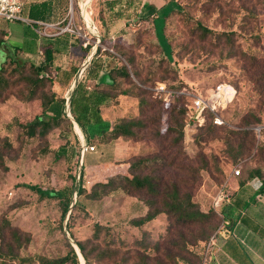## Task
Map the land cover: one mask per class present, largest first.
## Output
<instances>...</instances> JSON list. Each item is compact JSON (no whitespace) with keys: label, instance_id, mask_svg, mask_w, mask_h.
Here are the masks:
<instances>
[{"label":"trees","instance_id":"16d2710c","mask_svg":"<svg viewBox=\"0 0 264 264\" xmlns=\"http://www.w3.org/2000/svg\"><path fill=\"white\" fill-rule=\"evenodd\" d=\"M71 1L73 4L76 2L62 0L59 4L63 27L67 25L68 17L62 11L69 7ZM124 1L128 5L134 0L99 1V8L95 11L93 20L99 28L100 44L97 45L91 63L72 90L69 100L64 93L55 89L58 68L54 65V54L66 50L72 37L76 42H80L81 47L86 40L76 32L65 31L51 36H39L34 33L30 39L35 41L41 38V50L38 53L40 59L35 61L22 57L26 52L25 43L20 46L9 44L6 38L7 31L0 29V47L8 50L0 66V101L8 98L12 90L24 101H40V113L30 122L19 124L23 135L46 138L52 129L62 123L74 127L76 122L84 132L88 144L90 141L105 144L120 137L136 142L150 138L156 142V151L130 156L123 160L124 163H128L127 174L119 173L105 180L96 181L90 188L82 183L83 167L79 171V179L77 180L74 175L72 177L74 184L69 187L42 189L38 185H26L36 190L41 197L59 199L62 219L71 210L66 229L73 238L75 237L71 229V219L74 218V211L79 207V199L73 201L74 193L78 198L83 196L89 200H100L119 190L137 196L145 206L142 215L131 219L132 224L138 227L161 214L166 215L169 224L167 234L162 241L154 242L151 233L146 230L142 232L140 238L132 241L130 250L137 257L134 260L124 252L121 254L120 248L116 247V241L108 238L109 228L95 222L89 237L83 240L75 238V244L84 259V264H207L212 260L211 250L208 247L211 238L223 232L232 239V228L237 223L236 211L226 203V199L220 203L218 209L213 206L214 209L206 211L200 208L193 196L200 182L201 170L209 171L214 168L223 179L220 186L224 189L227 175L220 167L219 156L216 154H207L202 150L196 159H191L184 150L185 126L189 123L187 105L190 100L185 92L181 91L185 87L183 83L180 85L169 83V80L173 82L176 80L177 73L171 67L168 57L162 56L157 63L152 59L157 65L151 70L139 61L142 52L140 48L143 46L140 41L126 46L119 42L118 38L113 41L109 38L108 21L123 16L126 10L118 6ZM172 1L179 2V0H145L140 16L137 12L135 16L140 24L148 22ZM52 5L50 1L31 4L28 17L32 19V28L40 30L43 26L39 22H49L52 20V15H57V9ZM179 12L178 9L170 10L163 17V21H167L172 14ZM198 26L203 37L216 34L211 28L202 24ZM90 38L92 41L96 40L95 36ZM168 44L170 45L169 39ZM89 46L90 44L84 48L88 50ZM156 47L159 53H164L161 45ZM243 61L259 91L264 93V58L244 53ZM78 68V66L72 68L73 75ZM159 83L164 84L168 92H157L156 87ZM124 98L137 100L138 113H126L116 118L110 127H102L99 132L91 133L95 125H102L105 122L106 110L119 111L120 106L123 108L121 102ZM68 101L71 116H68ZM164 113H167L165 122ZM203 113L204 122L197 125L192 133L195 144L202 146L210 140L221 137L225 139L226 145L223 155L232 159L234 163H239L255 148L254 155L259 150L261 153L264 151V143L261 144L256 138L264 136V127L259 131L255 127L236 130L226 128L225 136L222 137L219 134L223 132L224 127L221 123L214 122L215 113L208 109ZM207 115L209 121L205 119ZM254 123L259 126L261 121L254 116ZM247 124H250V121ZM12 149L11 141L7 137L3 138L0 145V167L8 168L5 158ZM251 181L259 184L254 198L264 196V169L257 163L246 170L243 178L238 179L240 186ZM249 203V201L245 202L243 207L247 208ZM85 213L89 214L90 211L85 209ZM226 220L229 221L228 226H225ZM64 239L66 243L64 253L55 256L22 255V249L30 243V236L3 217L0 220V264H82L75 247L66 236ZM120 243L124 244L122 241ZM198 247H202V250L197 251ZM150 249L156 252L155 255L148 253ZM127 253L130 251L128 250ZM240 254L250 262L245 250L242 249Z\"/></svg>","mask_w":264,"mask_h":264},{"label":"rangeland","instance_id":"374dc122","mask_svg":"<svg viewBox=\"0 0 264 264\" xmlns=\"http://www.w3.org/2000/svg\"><path fill=\"white\" fill-rule=\"evenodd\" d=\"M75 1V4L71 1L69 7L62 11L68 17L67 25L62 26L63 17L58 9L56 18L52 20L55 25H42L41 35L60 33L63 28L69 27L85 40L86 36L95 35L96 43L100 44L99 28L97 25L89 28L82 12L88 5V15L92 21L100 0ZM172 9H178L180 12L172 14L164 22L163 17ZM0 22L8 29L9 44L18 46L23 45V42L30 44V29L33 30L30 22L4 19H0ZM108 22V33L112 41L118 38L119 42L126 46L133 45L136 41L143 44L140 48L142 52L139 61L151 70L162 56L168 57L171 67L177 73L176 80L174 82L169 80V83L174 85L183 83L185 87L181 91L204 98L211 97L219 85L231 91L228 98L222 97V102L218 106L217 114L223 120L221 126L224 127L219 135L224 137L226 128L236 130L264 127V93L259 91L243 61L244 53L264 58V0H179L167 4L148 22L140 24L137 17L129 22L119 18H113ZM200 24L211 28L216 34L203 37L198 26ZM5 28L0 27L3 30ZM156 45H161L164 53H159ZM4 50V47L0 48V66L7 55V51L4 53ZM152 59L156 63H153ZM83 73L84 71L82 75ZM71 76L73 75L67 73L63 79L56 78L55 89L65 96ZM121 103L123 108L120 106L119 111L106 110L105 122L102 125H95L91 133L99 132L102 127H110L116 118L126 113H138L135 98H124ZM40 111L39 100L24 101L14 90L9 93L8 98L0 101V145L5 137L13 145V149L5 158L8 168L0 167V220L6 217L12 225L30 236V243L22 249L21 254L55 256L64 253L66 251L64 236L74 245L75 238L83 240L91 235L95 222L109 228L108 238L114 239L121 254L124 252L132 257V260L137 259L130 250L132 241L140 238L143 231H149L154 242L162 241L169 224L165 214L139 227L132 224L131 219L145 211L144 204L137 196L119 190L100 200H89L83 196L78 198L74 193L73 201L79 199V207L71 219V229L75 237L73 238L66 229L71 210L62 219L59 199L41 197L36 190L26 185H38L42 189L69 187L74 184L72 179L74 175L78 180L79 171L83 167L82 183L90 188L96 181L126 172L127 166L123 165V160L134 154L156 151V142L150 138L136 142L123 137L105 144L90 141L95 149L83 154L80 151L81 143L87 142V139L82 130L83 138L80 137L82 134L76 130L75 125L70 127L64 122L52 129L46 138L23 135L19 124L30 122ZM254 116L260 119L259 126L255 125ZM166 118L167 113H164V122ZM205 119L209 121V115ZM248 121L250 124H247ZM189 131L190 135L187 136L185 131L183 142L187 155L191 159H196L202 150L207 154H216L227 179L229 174L236 180L243 178L246 170L255 163L264 169V151L261 153L259 150L254 155L255 148L239 163H234L232 159L223 155L225 139L218 137L200 146L192 140L194 130ZM256 138L261 144L264 143V136ZM236 169L241 170L240 174H235ZM222 183L221 175L216 173L214 168L209 171L201 170L200 182L193 196L201 209L206 211L214 209V201L220 189H224L220 186ZM226 189L227 186L224 191ZM85 209L90 213H85ZM217 235L208 244L212 260L207 264H249L245 256L240 254L239 259L234 253L228 252L225 239H229V236L224 238ZM233 239L230 238V241ZM75 246L79 250L78 246ZM196 249L201 251L202 247ZM128 250L130 253H127ZM148 253L153 256L156 252L150 249ZM260 254L252 253V256L259 259ZM81 256L80 254L81 263L84 264Z\"/></svg>","mask_w":264,"mask_h":264},{"label":"crops","instance_id":"0c3cea01","mask_svg":"<svg viewBox=\"0 0 264 264\" xmlns=\"http://www.w3.org/2000/svg\"><path fill=\"white\" fill-rule=\"evenodd\" d=\"M23 1H24L23 14L28 19H30L28 17V12L31 4L39 3L42 1H48V2L50 1L53 4L52 5L53 8H56L58 11L60 7L59 4L60 2H62V0H23ZM144 1L145 0H137V1L134 0L132 3L128 5L125 3V1L122 2L118 7L122 10H126V12H124L123 16H121L119 19L124 20L125 22H129L132 18L136 17L135 16L136 12L138 13V16H140V13L143 11ZM82 12L85 16L88 27L90 28L92 26H96V24L92 22L93 20L91 21L88 15L89 12L88 5H86L84 10L82 9ZM56 16H57L56 14L52 15V20L55 19ZM52 20L49 22H39V24L44 25L45 23V24L55 25L54 22H52ZM0 27L5 28V26L2 25V22H0ZM5 30L7 31V35H6L7 38L8 29L5 28ZM30 32L31 35L34 33L38 34L39 36L41 35V31L38 29H34V30L30 29ZM58 33L59 32H57L56 34ZM47 34L48 36H51L54 35L55 33H47ZM91 36H95V35L86 36L87 40L83 41V47L80 46V42H76L74 37H72L70 39V44L69 46H67L66 50L54 54V65L58 68V70L56 71V78L63 79L64 76L67 75V73H69V75H73L72 68L77 66L79 67L76 74L71 76L72 78L70 79L69 86L66 90L67 91L66 96L70 95V93L74 89V86L79 81L78 79L81 77V74L79 72L82 65L84 63H87L88 64L87 67H88L97 50V45H98V43H96L97 40L92 41L90 38ZM109 38L111 39L110 36ZM40 39L41 38L35 40L36 42L31 39L30 44L25 43L26 52H24L22 57L30 58L35 61L39 60L40 56L38 55V53L41 50ZM7 42H8V38H7ZM88 44H90L89 46L90 49L88 48L87 50L84 47ZM5 51H7L8 53V50L6 48L3 52L5 53ZM227 92L230 93L231 91L228 90ZM123 165L127 167H126V172H123L122 174H127L128 163H124ZM226 186H227V189L225 191L226 203L230 204L233 207V209H235L236 211L235 218L237 219V223L232 228V235L234 237L232 242L230 241V239L227 238L228 235L225 236L223 232L221 233L220 236L227 238L225 239V247L228 250V252L234 253L236 257H238L239 259L241 257L240 252L243 249L247 252L248 256L250 257V262H253V264H264V196L254 198L257 194L259 185L255 181H251L246 183L245 185L240 186L238 180H236V178L233 177L232 174H229L226 182ZM247 201H249L250 203L247 206V208H244L243 204ZM228 225H229V221L226 220L225 226ZM218 235L217 237H219ZM239 247H241V249ZM252 253H261L260 254L261 258L256 259V257L252 256ZM250 262L249 264H251Z\"/></svg>","mask_w":264,"mask_h":264},{"label":"built area","instance_id":"2783aa9c","mask_svg":"<svg viewBox=\"0 0 264 264\" xmlns=\"http://www.w3.org/2000/svg\"><path fill=\"white\" fill-rule=\"evenodd\" d=\"M24 8V1L23 0H0V19L4 20H23L27 22H32V20L28 19L23 14ZM44 25H51L45 24ZM65 31H72L75 32L73 29L69 27L63 28L60 32ZM82 76V72H80ZM223 88L222 85H219L216 88L215 93L208 98H204L201 95L193 94L191 92H185V94L189 97V104L188 107V116H189V123L185 126L186 136L190 135V131H193L197 125H200L204 122V110L208 109L211 112L215 113L214 122L215 123H223L221 117L217 114L218 106L222 102L221 97V89ZM157 92H168L164 84L159 83L156 87ZM219 93V94H218ZM258 128V127H257ZM256 128V129H257ZM260 129H257L259 131ZM95 149L94 145H90L87 142L81 143V153H86L93 151ZM235 174H240V169L235 170ZM257 183V182H256ZM259 185V184H258ZM226 198V193L224 189H220L215 202V208H219L220 203ZM215 237V236H214ZM214 237L211 238V241L214 240ZM209 246V245H208Z\"/></svg>","mask_w":264,"mask_h":264},{"label":"water","instance_id":"95a60500","mask_svg":"<svg viewBox=\"0 0 264 264\" xmlns=\"http://www.w3.org/2000/svg\"><path fill=\"white\" fill-rule=\"evenodd\" d=\"M100 39V38H99ZM99 44V43H98ZM87 63H84L83 65H82V67H81V69H80V72H83L85 69H86V67H87ZM79 72V73H80ZM78 73V74H79ZM82 77V76H81ZM81 77L78 79V80H80L81 79ZM75 87V86H74ZM72 93V92H71ZM71 93H70V95H71ZM70 95L67 97V99L69 100V98H70ZM67 110H68V116H71V114H70V111H69V101L67 102ZM75 124H77L76 122H74V125ZM78 125V124H77ZM79 126V125H78ZM261 127H258L257 129H260ZM81 129V128H80ZM81 165H82V162H81ZM78 179H79V175H78ZM76 244H74L73 246L75 247V249L77 250V252L79 253V250L76 248V246H75ZM79 255H80V253H79Z\"/></svg>","mask_w":264,"mask_h":264},{"label":"bare ground","instance_id":"6f19581e","mask_svg":"<svg viewBox=\"0 0 264 264\" xmlns=\"http://www.w3.org/2000/svg\"><path fill=\"white\" fill-rule=\"evenodd\" d=\"M221 90H222L221 93H220L221 94V97L228 98V96H230V93L227 92V89L222 88ZM232 92H233V90H232ZM75 128H76L77 131H79V133L82 134V131H81L80 127L77 124H75ZM80 137L83 138V134H82V136L80 135Z\"/></svg>","mask_w":264,"mask_h":264}]
</instances>
